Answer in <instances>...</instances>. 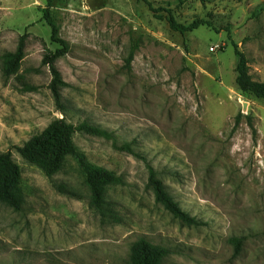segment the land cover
I'll return each instance as SVG.
<instances>
[{"label":"rangeland","instance_id":"1","mask_svg":"<svg viewBox=\"0 0 264 264\" xmlns=\"http://www.w3.org/2000/svg\"><path fill=\"white\" fill-rule=\"evenodd\" d=\"M148 1L180 24L213 27L182 36L166 12L139 0H0V154L20 166L23 197L19 211L0 202V264H129L140 239L171 250L166 264H264V100L238 90L233 48L264 82V0ZM47 8L69 45L53 61L64 109L45 64L60 48ZM22 40L20 68L7 77L8 55ZM64 117L115 137L74 138L92 165L121 181L106 187L108 222L91 207L72 157L50 178L17 152ZM148 165L200 226L156 203ZM234 238L243 240L238 254Z\"/></svg>","mask_w":264,"mask_h":264},{"label":"trees","instance_id":"2","mask_svg":"<svg viewBox=\"0 0 264 264\" xmlns=\"http://www.w3.org/2000/svg\"><path fill=\"white\" fill-rule=\"evenodd\" d=\"M57 0H48V6ZM144 2L148 8L155 13L166 12L168 14V22L172 31L182 36L193 33L202 27H213L211 23L196 20L189 25H183L177 22L173 12L167 9H154L153 4L148 0H139ZM44 20L51 29V40L58 44L60 48L45 64L49 66L53 75V81L50 89L52 90L57 105L64 109L61 101L60 86L63 84L61 74L56 69L53 61L57 58L65 56L69 52V45L66 41L58 37V27L53 22L50 8L44 11ZM229 38L230 37V32ZM234 52L238 57L236 67V84L240 93L244 96H252L259 100H264V82L256 81L250 73V61L247 56L241 52L239 46L233 44ZM24 58V43L20 42L15 53L8 55V63L4 68L7 77L15 75L20 63ZM133 56L130 57L131 61ZM243 116L239 114L235 119L234 131L241 124ZM248 126L252 129L254 137L256 130L251 118H247ZM84 134L93 137H99L106 140H115L112 133L99 127H94L88 123H81L78 126L69 123L66 118L53 121L41 134L31 138L22 147L17 148L20 156L29 164L39 167L48 177H53L60 173L65 165L66 160L72 157L81 168L85 183L91 192V207L104 221L113 218L112 211L106 207L105 200L106 187L112 184H120L121 181L116 175L108 170L92 165L86 156L77 148L74 138L75 135ZM123 150L134 154L129 145H125ZM150 188L155 196V201L170 213L174 219L181 222L187 227L200 226L196 218L191 217L183 211L178 203L174 202L170 194L167 192L163 182L158 179V173L153 167L148 165ZM22 180V170L15 162L10 152L0 154V202L13 208L16 211L21 210L23 205V197L20 189ZM235 246V252L238 254L242 248V239H232ZM172 254V251L158 245H153L146 239H140L135 242L130 249L129 264H166V260Z\"/></svg>","mask_w":264,"mask_h":264}]
</instances>
